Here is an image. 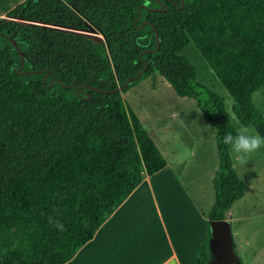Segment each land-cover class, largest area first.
<instances>
[{"label":"trees","instance_id":"trees-1","mask_svg":"<svg viewBox=\"0 0 264 264\" xmlns=\"http://www.w3.org/2000/svg\"><path fill=\"white\" fill-rule=\"evenodd\" d=\"M183 1L24 0L0 17L1 264H65L144 175L166 167L121 96L150 74L195 100L215 129L209 228L243 198L247 187L230 155L238 133L224 100L197 81L180 52L192 43L232 97L239 125L256 126L263 120L253 97L264 87V0ZM85 23L102 43L56 29L87 30ZM12 41L24 54L20 71ZM145 63L142 76L117 92ZM209 238L195 264H210Z\"/></svg>","mask_w":264,"mask_h":264},{"label":"crops","instance_id":"crops-1","mask_svg":"<svg viewBox=\"0 0 264 264\" xmlns=\"http://www.w3.org/2000/svg\"><path fill=\"white\" fill-rule=\"evenodd\" d=\"M23 1L0 0V17ZM259 100L263 110L254 105L263 120L245 129L241 153L231 156L236 174L247 187L226 219L232 250L242 264H264V87ZM196 150L201 166L210 155L213 158L211 140L200 138ZM215 154L218 166L217 149ZM166 163L154 175H144L93 238L65 264H195L209 234L211 239L207 215L215 202L217 168H196L189 161ZM189 172L191 182H186L184 176Z\"/></svg>","mask_w":264,"mask_h":264},{"label":"rangeland","instance_id":"rangeland-1","mask_svg":"<svg viewBox=\"0 0 264 264\" xmlns=\"http://www.w3.org/2000/svg\"><path fill=\"white\" fill-rule=\"evenodd\" d=\"M85 25L87 27V31H83L85 35L92 37L95 41L102 39L99 33L92 31L93 28L90 25L86 23ZM180 55L187 58L194 66L197 81L205 86L208 91L224 100L225 111L229 116L230 123L240 137L237 146L230 149V154L234 156L241 153L243 149L242 134L246 128L239 125L233 114L234 101L232 97L221 85L192 43L187 45L180 52ZM201 92H204V90H201ZM121 96L126 107L138 116L165 160L173 163L189 161L190 165H197L196 168L199 166L217 168L215 129L203 118L195 100L178 97L170 85L156 73L150 74L139 83L122 92ZM253 102L257 108L263 110V108L261 109L259 92L254 95ZM200 138H205L208 142L211 140L213 143V158L210 155L208 162L202 163L204 166L199 165L197 160L199 155L196 148ZM198 172L200 173V171ZM190 174L191 172L184 176V181L191 182ZM240 176L244 180V175ZM207 178L208 175H205L204 179ZM210 264L217 263L211 261Z\"/></svg>","mask_w":264,"mask_h":264},{"label":"water","instance_id":"water-1","mask_svg":"<svg viewBox=\"0 0 264 264\" xmlns=\"http://www.w3.org/2000/svg\"><path fill=\"white\" fill-rule=\"evenodd\" d=\"M180 1H181V7H183L184 1L183 0H180ZM56 29L61 30V31H65V32H71L74 34L82 35L84 37L90 38L93 41H95L92 37H89L83 33V31H87V30L76 29V28H66V27H56ZM92 31H95L96 33H98V31H96L94 29ZM156 40H157V49H158V47H159L158 35H156ZM103 41H104V38L102 37V39L100 41H95V42L102 43ZM12 44L15 47V49L17 50V52L19 53V56L21 59V65L19 68V71H20L23 69V65H24V54L21 53V51L18 49V47L16 46V43L14 41H12ZM146 70H147V64L145 63L144 69L140 73H138L135 77L126 80L125 83L121 87H118L116 89V91L122 92L132 81L139 79ZM44 79H43V83H44ZM76 87H79V89L82 91L83 86L76 85ZM209 224H210V228H211V239L208 243L209 254H211V245H212L213 241H218V242H221L224 244L225 243L230 244L229 245L230 248H229V250L225 256V264H242L241 261L234 254L232 247H231L232 246L231 245V232H230L229 222L227 220L211 221ZM222 264H224V263H222Z\"/></svg>","mask_w":264,"mask_h":264},{"label":"flooded vegetation","instance_id":"flooded-vegetation-1","mask_svg":"<svg viewBox=\"0 0 264 264\" xmlns=\"http://www.w3.org/2000/svg\"><path fill=\"white\" fill-rule=\"evenodd\" d=\"M229 245L230 244L213 241L211 245V261L217 264H225V256L230 248Z\"/></svg>","mask_w":264,"mask_h":264}]
</instances>
